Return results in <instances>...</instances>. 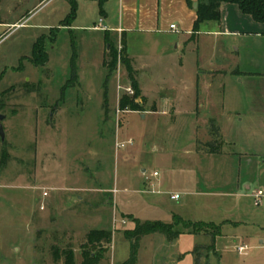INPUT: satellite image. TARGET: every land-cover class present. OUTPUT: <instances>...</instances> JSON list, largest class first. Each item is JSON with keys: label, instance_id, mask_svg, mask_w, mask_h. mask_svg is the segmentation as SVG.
Wrapping results in <instances>:
<instances>
[{"label": "rangeland", "instance_id": "obj_1", "mask_svg": "<svg viewBox=\"0 0 264 264\" xmlns=\"http://www.w3.org/2000/svg\"><path fill=\"white\" fill-rule=\"evenodd\" d=\"M101 16L94 0H0V115L5 116L0 192L18 196L14 205L19 209L23 196L36 198L32 226L20 216V222L14 219L2 224L1 246L10 263L19 258L21 262L53 264L51 252L57 248L71 249L79 264L85 234L108 230L112 239L100 264H125L131 246L124 232L134 228L133 220L170 224L179 217L191 223L218 224L221 221L209 219H222L219 212L235 204L234 199L220 194L231 193L224 182L238 179V159L225 161L197 150L201 134L193 129L197 118L186 108L176 106L178 112L171 111V102L178 105L181 101L168 96L175 78L172 63L166 59L163 66L155 65L150 58L160 56L158 50L146 52L133 39L129 51L136 67L142 69L138 80L148 90L159 85L161 93L146 103L135 99L144 111H119V99L129 87L121 56L116 69L107 71L102 66L107 58L102 46L105 35L87 30ZM109 39V45L117 49L119 37L111 33ZM168 40L157 41L168 51L162 54L171 53L185 61L183 79L189 84L191 71L206 68L222 38L201 35L194 48L177 50L175 42ZM37 43L47 55L44 65L33 62ZM73 66L76 79H72ZM254 92L255 83L226 79L225 98L231 96L234 104L225 110L220 125L231 141L223 147L229 155L251 150V142L264 148V115L248 104V96ZM154 103L156 111L151 110ZM241 160L242 179L245 172L250 178L259 177L261 167L245 169ZM153 172L158 177L152 180L151 193L147 179ZM43 191L46 197H42ZM173 195L179 199L172 201ZM213 207L220 209L215 212L218 216ZM14 212L10 210L11 216ZM156 238L139 246L136 264H193L194 256L187 253L192 247L191 235H182L179 245ZM238 245L223 256L218 252L216 257L215 251L202 253L201 264L205 260L207 264H247L250 252L239 256ZM57 264H63L62 260Z\"/></svg>", "mask_w": 264, "mask_h": 264}, {"label": "crops", "instance_id": "obj_2", "mask_svg": "<svg viewBox=\"0 0 264 264\" xmlns=\"http://www.w3.org/2000/svg\"><path fill=\"white\" fill-rule=\"evenodd\" d=\"M94 3L98 5L102 16L98 19L97 24H94L93 27H88L87 30L104 33L105 37L102 46L107 51L109 49V43H111L109 39L111 33L116 34L119 39L121 38L125 56L130 62V67L135 74L134 76H136L135 81L140 92L139 98L142 101L146 103L148 100H154L158 97L161 93L159 92L160 86L155 85L148 90L138 80V74L142 72V69L139 68V70L136 67L135 61L131 57L129 51L131 39L138 42L146 52L151 50V48H155L156 51L158 50L160 56L157 55L150 58L155 61V65L163 66V60L166 59L172 63L175 78L168 96L173 95V97H178L181 101H178V105L171 102V111L172 113L173 111L177 113L176 106L177 108H186L189 110V115L197 118L196 123L193 124L195 132L199 130L201 132L197 143L204 144L211 140L209 136V125L210 121L215 122L222 141L220 152L216 154L201 153L210 156H221L225 161L236 158L239 162V171L240 167H242L241 159L244 160L243 167L245 169H248L251 165L261 167L258 170L260 172L259 177L250 178L248 173L245 172L244 178L242 179L238 171L239 175L237 180L233 178L230 181V178H228V182H224L231 193H223L220 196L234 199L235 204L232 207L228 206V208H225L228 210L227 213H223L225 209L219 212L222 215V219L213 216L209 219L211 221H221V223H204L220 226V234L213 241L212 251L209 252L207 249L211 243L209 235H193L190 233L181 234L171 243H168L162 235H148L141 238L139 246L146 239L154 237H157L156 239H164L168 244L179 245L178 241H180L179 238L182 235H191L193 237L192 247L187 253L191 254L195 248L199 247L201 257H203L202 253L203 255L206 253L214 254V251L216 257L218 252L223 256L227 252L234 250L236 244L240 243L241 246L238 245L237 247H245L246 251L243 254H239L237 251L239 256L243 257L246 252H250L247 258L251 260L247 264H264V148L262 145L259 146L251 142L250 145L252 148L249 151L242 149L243 153L231 155L223 152V147L231 145V141L227 139L226 134L223 133L225 129L220 125L225 110L233 108L234 104L232 97L225 98L224 93L226 79H230V77L240 84L244 80L256 84L257 92L248 96V104L258 114L264 115V23L253 21L249 16L241 14L236 5L227 4L220 9V20L218 23L203 24L199 32L194 34L193 24L196 20V8H194V5L197 4L196 0H94ZM100 20H102L101 26L106 27L107 31L94 29L99 25ZM171 25L175 26L176 31L169 29ZM201 35H210L216 38H222V40L216 46V49H213V56L210 57L206 68L196 67L191 71L189 84H187L183 79L186 65L185 61L178 59L177 56L171 55V53H168L170 55H163L162 52L166 51V49L163 48V45L157 43V41L160 38H168L170 43L175 42L176 50L182 47L188 49L195 47ZM247 56L248 58L246 59ZM102 58H104V53ZM177 61L179 62L177 63ZM160 81H163V79H158L155 82ZM214 84H219V86H215ZM168 96L165 94V97L168 98ZM141 106L144 111V106ZM151 110H157L155 103L151 107ZM201 115L204 117L198 118ZM257 121L259 122V118L256 119ZM258 126L256 125V127ZM224 136L226 137L224 138ZM228 157L231 158L228 160ZM142 172L144 173V171ZM33 188L38 189L37 187ZM256 191H261L263 194L258 206L254 205L253 198V194ZM9 195L11 194L0 192L1 225H4L6 222L7 224H11L14 219L20 222V216L22 221L24 220L28 223V226L29 224L32 226L33 222L36 221L32 204L33 201H36V198L23 196L24 200L23 197L21 200L22 207L19 205V209L17 207L15 208L14 205L18 202V196L12 194V198H9ZM7 198L8 203H6ZM12 209H15L16 212H14L15 215L11 216L10 210L12 211ZM218 210L220 209L213 207L214 214H217L215 212ZM3 225L0 227V235L4 232ZM246 227L249 228L245 230L244 228ZM158 236L162 238H158ZM2 241L3 238L0 236V264H34L30 260L21 262L19 258H17L16 262L10 263L1 246ZM237 247L236 250L238 249ZM177 254L179 255L180 252ZM193 264H195V261H193ZM204 264H207L206 260ZM220 264H224V262Z\"/></svg>", "mask_w": 264, "mask_h": 264}, {"label": "trees", "instance_id": "obj_3", "mask_svg": "<svg viewBox=\"0 0 264 264\" xmlns=\"http://www.w3.org/2000/svg\"><path fill=\"white\" fill-rule=\"evenodd\" d=\"M195 10L196 20L193 24V33L197 34L201 25L206 23H218L220 20V9L227 4L236 5L241 14L249 16L257 23H264V0H196ZM74 11V9H73ZM40 43L33 47V62L36 65H44L47 61V55L39 47ZM109 60H107V58ZM103 60V67L109 71L116 69L117 52L109 45V49ZM120 64L126 69L128 74L129 87L133 90L132 98L122 95L118 102L119 111L129 110L130 112H140L142 106L135 104V99L139 98L140 92L135 81V74L130 67V62L125 56L124 49L121 55ZM72 79H76L75 67H72ZM209 136L211 140L207 143H197V150L203 153L216 154L220 152L222 141L220 139L219 129L214 121H210ZM134 228L124 232V237L130 242L131 252L128 261L125 264H136L137 250L141 238L159 234L162 235L168 243L175 241L181 234L190 233L193 235H209L211 243L207 248L213 250V241L220 234V226L214 224L191 223L174 217L171 224L145 223L140 224L133 220ZM112 232L108 230H91L87 232L80 245V263L79 264H100L111 243ZM199 247L192 252L195 264H200L201 253ZM53 264L62 260L63 264H75L74 252L71 249L58 250L53 248L51 252Z\"/></svg>", "mask_w": 264, "mask_h": 264}, {"label": "built area", "instance_id": "obj_4", "mask_svg": "<svg viewBox=\"0 0 264 264\" xmlns=\"http://www.w3.org/2000/svg\"><path fill=\"white\" fill-rule=\"evenodd\" d=\"M101 23H102V20L99 21V25H98L96 28H94V29H96V30H101V31H107V28L104 27V26H101ZM169 29H170L171 31H176V28H175L174 25H171V26L169 27ZM122 51H123V45H122V41H121V38H120V39H119V45H118V47H117V49H116V52H117V58H118L117 60H120L119 58H120V56L122 55ZM125 91H126L125 95H127V96H129V95H133V94H134V93H133V90H132L130 87H127ZM118 112H119V111H118ZM129 144H131V142H130ZM123 146H124L123 144L119 145V147H121V148H122ZM157 177H158L157 172H153V173L150 175L149 179H147V187H148V191L151 192V193H154L153 189H154V187H155V184H154V182H153L152 180H153V179H156ZM155 193H156V192H155ZM42 196H43V197H46V196H47L46 191H43ZM262 196H263V194H262L261 191H256V192L253 194L254 205H255V206H258V205L260 204V199L262 198ZM170 199H171L172 201H177V200L179 199V197H178L177 195H173V196H170ZM40 209H42V206H40ZM237 251H238L239 254H243V253L246 251V248H245V247H239V248L237 249Z\"/></svg>", "mask_w": 264, "mask_h": 264}, {"label": "water", "instance_id": "obj_5", "mask_svg": "<svg viewBox=\"0 0 264 264\" xmlns=\"http://www.w3.org/2000/svg\"><path fill=\"white\" fill-rule=\"evenodd\" d=\"M197 7V4L194 5V8ZM5 120V116L0 115V139L3 142L5 139V135H4V131H3V126H2V122Z\"/></svg>", "mask_w": 264, "mask_h": 264}]
</instances>
